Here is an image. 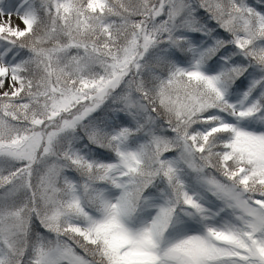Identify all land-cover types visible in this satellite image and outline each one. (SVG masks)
Masks as SVG:
<instances>
[{
	"label": "snow or ice",
	"instance_id": "obj_1",
	"mask_svg": "<svg viewBox=\"0 0 264 264\" xmlns=\"http://www.w3.org/2000/svg\"><path fill=\"white\" fill-rule=\"evenodd\" d=\"M0 264H264V0H0Z\"/></svg>",
	"mask_w": 264,
	"mask_h": 264
}]
</instances>
